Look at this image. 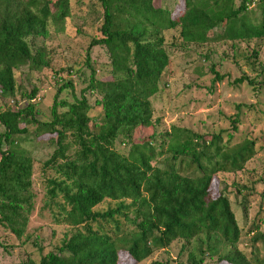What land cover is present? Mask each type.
Instances as JSON below:
<instances>
[{
	"label": "trees",
	"instance_id": "1",
	"mask_svg": "<svg viewBox=\"0 0 264 264\" xmlns=\"http://www.w3.org/2000/svg\"><path fill=\"white\" fill-rule=\"evenodd\" d=\"M96 1L98 36L87 49H105L107 78H95L91 68L87 87L71 101L59 98L72 90L63 83L50 118L41 120L34 88L24 94V107L13 100L14 70L48 67L43 51L32 52L27 40L69 18L70 0H0V226L17 240L25 236L34 204L33 159L18 137L32 131L54 146L40 169L43 208H55L53 221L67 228L54 250L23 264H118L120 252L139 263L177 241L178 257L186 258L174 264H264V232L254 225L247 248L239 249L242 234L229 200L211 187L216 174L238 172L255 155L252 141L229 144L237 119H230L226 138L173 126L157 132L150 103L168 66V49L264 38V0L255 3V23L244 15L251 0L236 6L233 0H180L175 12L158 0ZM174 29L177 37L167 43L164 35ZM213 29L218 31L211 34ZM214 67H207L211 82H220L224 77ZM243 81L254 88V78L245 75L232 82ZM90 95L98 122L90 116ZM138 128L149 135L133 139ZM117 142L128 145L125 153L115 150ZM232 186L241 193L243 186Z\"/></svg>",
	"mask_w": 264,
	"mask_h": 264
},
{
	"label": "rangeland",
	"instance_id": "2",
	"mask_svg": "<svg viewBox=\"0 0 264 264\" xmlns=\"http://www.w3.org/2000/svg\"><path fill=\"white\" fill-rule=\"evenodd\" d=\"M239 1L233 0L232 5L236 6ZM181 2L158 0L156 5L175 12L179 10ZM244 15L248 21L255 23L258 19L256 5ZM99 18L100 9L96 0H70L69 18L56 27L50 26L44 37L27 40L32 52L37 48L43 51L48 67L39 71H28L25 66L14 70L18 91L13 100L18 108L25 106L24 94L34 88L38 118L48 120L53 96L63 83L69 81L72 90L62 91L59 98L71 101L72 95L78 98L81 90L87 87L91 68L95 78H107L108 58L105 49L97 46L87 49L91 38L98 36ZM217 29H213L211 34H215ZM177 34L175 29L166 32V42H171ZM181 47L168 49V66L160 78L158 91L150 98L154 128L157 132H164L173 126L197 134L220 133L226 138L230 132V119H237L236 130L231 132L229 144L252 141L255 155L238 172L216 174L211 187L213 191L222 190L229 200L242 234L238 248L245 249L254 225H258L259 232H264V81L261 82L264 78V38ZM253 50L256 55L252 57L250 53ZM205 55L209 60H203ZM209 62L224 77L222 81L211 82L212 74L207 70ZM244 75L254 78V88L245 81L236 84L232 82ZM94 97L90 95L86 99L91 107L90 116H96L98 122L99 109L94 106ZM149 133V129L138 128L133 139L145 138ZM46 138L47 136L36 135L32 131L18 137L19 147L33 159L34 204L25 236L21 240L15 239L0 226V264L37 261L40 255L55 249L67 230L65 226L53 221L55 208H51V211L43 208L45 188L40 169L42 162L54 150V146L45 141ZM127 149L126 143H115L117 152L125 153ZM1 150H4L3 144L0 146ZM232 184L243 186V189H239L241 193L235 194ZM244 195L247 196L246 200ZM181 244L179 241L174 242L167 248L153 252L139 263L120 252L118 264H174L176 260L184 262L185 254L178 257Z\"/></svg>",
	"mask_w": 264,
	"mask_h": 264
},
{
	"label": "built area",
	"instance_id": "3",
	"mask_svg": "<svg viewBox=\"0 0 264 264\" xmlns=\"http://www.w3.org/2000/svg\"><path fill=\"white\" fill-rule=\"evenodd\" d=\"M257 0H251L250 2H246L245 3V7L246 9L250 10L255 6Z\"/></svg>",
	"mask_w": 264,
	"mask_h": 264
}]
</instances>
